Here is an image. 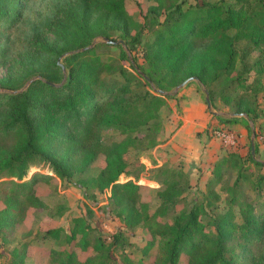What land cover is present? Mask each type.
Wrapping results in <instances>:
<instances>
[{
    "label": "trees",
    "instance_id": "trees-1",
    "mask_svg": "<svg viewBox=\"0 0 264 264\" xmlns=\"http://www.w3.org/2000/svg\"><path fill=\"white\" fill-rule=\"evenodd\" d=\"M155 1L157 4L148 11L156 24L162 23L157 15L166 2L172 8L165 13L163 27L154 31L153 40L143 47L146 66L124 54L146 86L142 92L125 71L122 80L104 81L101 74L110 65L96 54L95 46L69 53L87 47L96 37L110 38L113 30H120L133 50L145 25L127 13L124 0H73L32 26L22 71L0 77V173L21 180L31 165L41 162L65 179L84 172L103 155L104 166L90 181L100 191L110 189L116 216L125 227L142 224L149 229L151 240L143 251L147 253L157 241L153 264H177L182 254L187 256V264H264V160L254 158L250 149L246 158L236 151L228 152L212 170L215 181L221 182L225 165H238L237 188L246 178L244 160L261 169L252 181L255 198L238 209L240 221L234 209L241 197L238 189L232 191L229 207L211 215L209 223L201 219L209 204L205 201L180 210L171 223L158 221L181 195L177 177L183 173L179 168L170 171L165 187L157 192L161 202L150 213L149 204L140 200L137 175H132L124 159L143 130L152 134L158 130V114L165 98L176 97L156 90L169 93L189 77H196L195 82L206 88L212 105L216 84L227 82V89L233 92L244 87V93L235 101V113L251 116L253 110L246 102L250 96L245 92L254 86L245 85L240 75L233 77L238 58L235 45L242 39L251 41L254 48L264 44V0H239V7L224 6L221 0L186 9L173 0ZM26 2L0 0V63L8 53L1 41L9 34L6 30L23 19ZM133 29L138 31L128 40ZM65 53L68 54L63 56ZM58 60L65 66V73ZM37 75L40 78L23 88ZM217 117L223 124L243 121L250 129L246 118ZM107 129L117 130L122 137L104 142L102 132ZM155 142L152 141L154 146ZM122 174L133 180L119 181ZM8 182L0 184V237L4 243L27 208L49 209L35 195L29 181L15 184L14 188L8 187ZM45 236L60 245L77 240L83 250L90 248L94 252L81 261L73 251L52 249L50 260L54 264H117L112 258L115 250L129 244L124 230L119 229L108 240L82 217L73 219L69 233L58 227L46 230ZM26 245L22 244L23 248ZM23 248L21 252L16 247L12 249L13 263L23 264ZM122 261L143 264L126 255H122Z\"/></svg>",
    "mask_w": 264,
    "mask_h": 264
},
{
    "label": "rangeland",
    "instance_id": "rangeland-1",
    "mask_svg": "<svg viewBox=\"0 0 264 264\" xmlns=\"http://www.w3.org/2000/svg\"><path fill=\"white\" fill-rule=\"evenodd\" d=\"M72 1L27 0L23 19L8 28L6 31L9 34L1 41L2 47H8V53L0 63V77L10 72L16 74L22 71L21 61H25L23 55L32 26ZM173 1L183 4V8L186 9L188 6L195 7L204 2L213 3L221 0ZM156 4L155 0H124L127 13L137 22L145 25L140 35V42L136 44L133 50H130L129 44L124 41L120 30H113L110 38H108L118 41L117 44L107 43L103 37L93 39L91 47L95 46L96 54L105 64L110 65V69L101 74L104 81L122 80L124 78L122 71H125L133 85H138L137 89L140 92L146 89V86L137 77L135 70L130 66V62L124 58V54L130 59L135 57L140 66H146L143 58V47L153 40L154 31L163 27L165 13L172 8V6H168L169 2H166V7L160 10L157 15L159 22L162 23L156 24L152 21V13L148 11L151 6ZM240 4L239 0H223L224 6L239 7ZM137 31V29H133L128 40ZM235 48L238 52V58L233 77L240 75L245 79V85L250 83L254 86L252 90L249 89L245 92L250 96L246 102L253 110L251 116L254 121L251 116L245 114L239 116L235 113V101L239 94L244 93V87L233 92L230 88L227 89V82L216 84L213 86L214 103L208 105L203 90L205 87L195 82L196 80H192L174 93L176 94L175 98H165L158 114V130L154 134L151 131L143 130L142 134H139L140 138L137 139L135 146L129 148L124 155L125 161L130 165L132 175H137L138 179L135 182L139 185L140 200L149 204L150 213L161 202L157 192L165 187V181L169 179L170 171L179 168L183 173L182 176L177 177L181 195L175 199L174 204L168 210V214L158 217V221L162 223H171L174 215L180 210H189L201 201L209 203L206 206V214L201 217L204 223H209L211 215L224 212L229 207V198L235 189L241 193L239 202L234 204L238 216L236 220L240 221L238 209L255 198L252 181L262 171L252 162L248 160L242 162L247 167L243 169L246 178L241 179L237 188H235L236 177L240 173L238 165L233 163L225 165L221 182H216L215 177L212 176L214 163L225 157L228 152L236 151L241 157H247L249 149L251 151L253 133V156L256 159L264 160V44L254 48L251 41L242 39L236 43ZM191 87L195 88L199 97V109L206 117L204 127L199 128L192 135L193 140L196 136L201 141L202 149L197 157L184 154L177 156L176 153L169 152L166 144L172 134V129L180 125L178 116L182 113V103L186 99L185 93ZM173 90L166 94L173 93ZM0 91L3 90L0 89ZM188 101L186 106L197 108L195 99L191 98ZM217 116L222 119L246 118L250 129L243 121L220 123ZM121 137L119 132L114 129H107L102 132V140L106 143ZM153 140L156 141L155 146L152 144ZM256 145L258 147L257 152ZM103 166L104 156L99 155L87 170L81 173L77 172L65 179L59 178L49 169L47 164L41 162L31 165L21 180L9 178L6 174L0 173V184L11 181L7 185L14 188L15 184L29 181L35 195L49 205V209L46 210L27 208L22 218L15 224L13 232L7 237L6 243L0 237V264H18L12 262L11 251L16 247L21 252L22 244H27L23 248L25 255L23 264H54L50 260L52 249L73 251L79 260H85L94 252L90 248L83 250L77 240L60 245L55 239L45 236L46 230L58 227L69 233L73 219L77 217L84 218L90 227L96 229L102 237L108 240L119 229L125 231V238L129 244H124L123 249L115 250L112 258L117 264H124L122 255H126L135 263L141 260L143 264H153L158 252L157 241L147 253L143 251L148 241L151 240L149 229L142 224L131 228L125 227L116 216L115 205L110 199V189L100 191L90 181L91 178L97 176ZM129 179L133 180V178L123 174L119 177L121 182ZM1 207H3L2 202H0ZM206 225L208 229L211 228L209 224ZM177 264H187V256L182 254Z\"/></svg>",
    "mask_w": 264,
    "mask_h": 264
},
{
    "label": "crops",
    "instance_id": "crops-1",
    "mask_svg": "<svg viewBox=\"0 0 264 264\" xmlns=\"http://www.w3.org/2000/svg\"><path fill=\"white\" fill-rule=\"evenodd\" d=\"M186 99L182 103V113L178 116L180 125L172 129L166 147L169 152H174L176 155H200L202 147L201 141L196 138L193 140V134L198 131L199 128L204 127L206 117L199 109L198 94L195 88H189L185 93ZM195 99L197 108H189L185 104L189 103V99ZM184 104V105H183ZM169 134L167 135V137ZM196 150H199L198 152ZM196 151V152H195Z\"/></svg>",
    "mask_w": 264,
    "mask_h": 264
},
{
    "label": "water",
    "instance_id": "water-1",
    "mask_svg": "<svg viewBox=\"0 0 264 264\" xmlns=\"http://www.w3.org/2000/svg\"><path fill=\"white\" fill-rule=\"evenodd\" d=\"M103 40L106 41L107 43H112V44H117L118 41H114V40H111V39H108L106 37H103ZM93 44H91L90 46H87V47H83L81 49H78V50H75V51H71L69 53H73V52H76V51H79V50H85L89 47H91ZM68 53H65L63 56L67 55ZM57 63L61 66L63 72L65 73L66 69H65V66L60 62V60L57 61ZM35 78H40L39 75H37L36 77L30 79L29 81L26 82V84L24 85L23 88H26L30 82L35 79ZM144 78L146 80H149L148 77L146 75H144ZM192 80H197L196 77H189L187 79H185L184 81H182L181 83H179L178 85L175 86L174 90H173V93L177 92L180 88H182L186 83H188L189 81H192ZM204 90V93H205V101L206 103L209 105L210 104V100H209V94H208V91L206 90V88L203 89ZM157 92L161 93V94H166V92L162 91V90H156ZM239 116L241 115H244L243 113H239L238 114ZM252 125V124H251ZM254 133L252 134L251 136V154L253 155L254 154Z\"/></svg>",
    "mask_w": 264,
    "mask_h": 264
}]
</instances>
